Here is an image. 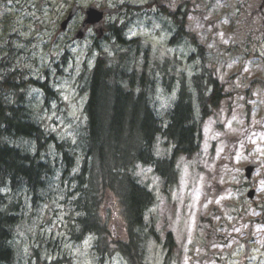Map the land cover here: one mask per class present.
Instances as JSON below:
<instances>
[{"label":"trees","instance_id":"obj_1","mask_svg":"<svg viewBox=\"0 0 264 264\" xmlns=\"http://www.w3.org/2000/svg\"><path fill=\"white\" fill-rule=\"evenodd\" d=\"M155 4L156 19L170 32L169 45L188 49V63L200 61L189 83L174 78L170 70L156 71L149 50L139 64L142 46L138 38L128 40L127 23L135 11L133 21H140L143 6L125 2L119 6L125 12L124 24H109L107 43L96 47L98 57L84 84L88 93L84 122L73 126V141L45 123L42 112L52 105L47 82L19 80L25 76L20 72L25 67L20 63L22 45H2L0 264H61L65 259L55 254L56 247L64 240L79 243L94 235L99 264L113 255L123 264H148L147 246L158 240L154 221L147 216L155 198L141 181L139 168H151L166 186L172 184L174 159L190 158L199 150L203 125L224 97L206 67L205 48L187 29L180 8L172 12L159 0ZM10 64L19 71L13 67L14 74L4 76L8 71L4 67ZM28 84L43 91L41 107L31 98L33 88ZM21 91L25 93L16 98ZM174 92L171 103L162 105L158 93L169 98ZM162 141L171 146L170 158H157ZM111 203L124 229L120 238L109 226ZM17 239L24 241L18 244Z\"/></svg>","mask_w":264,"mask_h":264},{"label":"rangeland","instance_id":"obj_2","mask_svg":"<svg viewBox=\"0 0 264 264\" xmlns=\"http://www.w3.org/2000/svg\"><path fill=\"white\" fill-rule=\"evenodd\" d=\"M123 1L11 0L0 5V45L13 26L21 33L39 29L40 23L55 28L74 5L82 9L89 5L114 8ZM146 1L142 0L143 3ZM187 1L190 5L188 29L205 47L206 66L212 69L221 83H226L224 92L232 96L228 94L218 112L205 121L197 154L178 160L179 176L167 193L161 192L160 182L156 179V203L148 216L155 220L154 231L159 239L148 244L146 260L148 264H264V210L260 209L264 208V0H165V3L174 8ZM236 8L241 12H237ZM5 14H9L13 21L8 23L3 18ZM37 18L40 23H34ZM81 20L82 17L78 15L73 25ZM149 21L153 23L154 30L144 19L133 23L129 35L150 43L159 59L173 57L175 53L180 60L185 57L187 52L183 49L168 53L165 49L166 35L157 34L161 32L160 23ZM90 43L91 40L86 39L73 45L76 58L72 63H78ZM25 49L24 61L31 66V71L19 80H31L38 84L44 79L57 91L58 99L66 97L67 102L73 96L69 91L64 95V86L74 82L85 84L92 70L85 68L80 71L71 66V71L65 74L61 68L68 54L65 49L56 51L63 59L59 64L61 69L57 70L48 68L40 58L31 59L35 53L32 44ZM109 63L114 65L112 61H106V64ZM199 63V60L190 61L187 68L186 62L178 61V75L183 72L184 79H189ZM80 65L81 61L78 63ZM135 66L138 67V61ZM5 68L8 71L4 76L14 74L11 64ZM59 75L62 76L60 80ZM255 79L259 82L251 87L250 83ZM260 85L263 87L259 89ZM248 88L249 99L244 100ZM35 92L32 90L31 96H35ZM158 95L162 105L172 98L164 97L163 93ZM44 119L48 129L73 138L72 123L81 120L80 108L70 105L66 117L53 112ZM156 152L160 157L158 149ZM252 162H256L259 168L246 182L243 169ZM245 182L247 187L244 191L241 187ZM249 189L255 191L253 200L245 199ZM24 209L25 204L22 214ZM243 211L246 213L240 217ZM114 217L115 213H110V218ZM207 217L213 225L203 221ZM254 220L260 223L252 225ZM55 232H59V226ZM168 232H171L170 238L174 244L171 254L163 247L164 236ZM23 241L16 240L18 244ZM245 243L251 245L248 261L244 258ZM91 248V240L82 244L64 240L60 247L55 248V254L66 258L64 264H95ZM101 264L123 262L118 255H113Z\"/></svg>","mask_w":264,"mask_h":264},{"label":"water","instance_id":"obj_3","mask_svg":"<svg viewBox=\"0 0 264 264\" xmlns=\"http://www.w3.org/2000/svg\"><path fill=\"white\" fill-rule=\"evenodd\" d=\"M109 11L108 10H102V11H96L95 8L93 7H90L87 9V11L85 12V15H86V19L84 21V24L83 26H85L86 24H89L91 22H93V20L95 21H100L102 20V17H103V14L104 13H108ZM73 11L71 12V14L69 15V17L72 15ZM69 19V18H68ZM67 19V20H68ZM255 165H251L249 166L246 171H247V176H249V173L251 172V170L254 168ZM251 194V193H250ZM249 194V196H250ZM248 249L246 248V252Z\"/></svg>","mask_w":264,"mask_h":264}]
</instances>
